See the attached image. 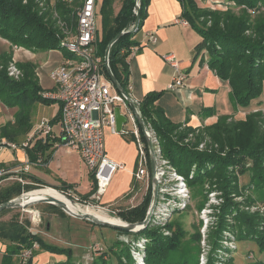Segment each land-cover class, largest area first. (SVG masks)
Here are the masks:
<instances>
[{
  "label": "trees",
  "instance_id": "trees-1",
  "mask_svg": "<svg viewBox=\"0 0 264 264\" xmlns=\"http://www.w3.org/2000/svg\"><path fill=\"white\" fill-rule=\"evenodd\" d=\"M81 1L56 0L52 9L60 19L74 29L77 19L76 7L81 4ZM139 1L141 5L140 30L148 15L147 7L150 0ZM179 1L182 5L181 17L186 19L202 37L194 48L195 58L201 53L207 54V58L203 56L201 62H207L221 80L228 82L229 99L234 108L256 107L259 109L261 106L259 102L254 106H251V103L255 102L254 100L264 91V0H226L229 2L228 6L241 8L238 14L231 9L227 11L202 9L196 0ZM112 2L113 0H102L99 8L98 0V14L99 11L102 13L103 39H98L97 51L98 54L104 56L110 40L120 31H126L112 45L109 60L114 75L123 88L130 93L128 57L131 46L138 43L134 38L136 33L130 31L136 20L134 9L136 1L123 0L120 10L113 18V26L107 28L105 9L111 6ZM40 3L41 0H27L26 2L24 0H0V36L14 45L34 52L58 49L64 55H68L63 44L65 34L57 26L53 14H50L46 6L40 7ZM249 9L259 13L257 17L253 18ZM11 59L10 52L0 53V101L8 107L17 109L14 119L0 127V141L5 138L8 141L20 142L31 133L35 104L55 101L42 95L45 89L38 79L36 63L30 60L19 61L17 64L22 69L23 76L15 79L8 74L6 68ZM105 72L109 77L107 70ZM162 94L163 91L147 93L139 101L141 114L146 123L154 129L163 155L170 160L177 172L189 176L191 167L196 164L197 170L189 179L193 188L202 191L205 182L211 180L223 190L225 204L222 207L223 213L219 227L215 231L216 245L226 215L231 208L236 206L231 193L239 189L240 175L250 174L251 182L248 187L253 186L254 190L259 193V198L264 200V122L261 123L264 114L260 110L252 111L248 113L245 120L239 121H229L230 114H225L220 115L214 124L204 126L203 131L220 144V151L224 152L226 149V153L222 155L218 150L210 151L197 147V143L205 133H196L197 143L185 142L189 133L197 130L186 122L173 121L167 116L163 107L156 105V101ZM203 113H214V109L207 108ZM59 117L60 112L51 118V122H58ZM139 129L145 142L147 160L151 170V155L147 139L140 126ZM49 147L48 139L36 137L26 150L27 158L30 161L41 160L47 163L52 155V151L46 153ZM61 187L72 188L73 184L63 183ZM95 188L96 182L94 181L92 191ZM152 189L153 184L150 181L143 201L126 211H120L119 216L128 222L144 220L151 202ZM21 193V184L15 182L0 190V203ZM238 211L236 217L239 240L255 241L259 250L256 256L261 255V258L246 264H264L263 216L245 210L239 209ZM149 223L143 229L134 232L138 236L145 234L150 238L146 246V264H199L200 249L196 244L199 235H194L193 240L185 241L183 238L186 232L179 223L175 222L172 225L175 227L171 235H164L157 228L151 227ZM114 229L132 233V231ZM0 241L6 245L2 264H21L22 252L26 248H32L34 241L39 243L38 249L42 251L66 256L65 260L54 261L50 264H77L72 248L47 242L18 220L0 221ZM38 249L33 250L32 256L24 264H35L34 258L38 254ZM228 262V264H235L233 258H230ZM90 264H136V260L132 256L130 244L123 240H116L109 246L108 251L94 257ZM207 264H216L212 254Z\"/></svg>",
  "mask_w": 264,
  "mask_h": 264
},
{
  "label": "rangeland",
  "instance_id": "rangeland-1",
  "mask_svg": "<svg viewBox=\"0 0 264 264\" xmlns=\"http://www.w3.org/2000/svg\"><path fill=\"white\" fill-rule=\"evenodd\" d=\"M24 1L26 2L27 0ZM55 1L56 0H41L40 7L46 6V9L49 10L50 14H53L57 26L62 30L66 37L69 36L70 32L74 35L76 33V23L74 29H72L71 25H67L63 19H60L59 16L53 12L52 7L54 6ZM101 2L102 0H99V8ZM122 2L123 0H113L111 6L105 9L107 28L113 26V18L115 17L119 5H121ZM228 3L229 2L226 0H204L200 7L202 9H220L222 11L231 9L237 14L240 13V7L228 6ZM77 8L78 7H76V9ZM249 11L253 18L257 17L259 14L252 9H249ZM98 26L99 39L102 40L103 27L102 13L100 11L98 14ZM138 31L139 32L137 33H140L141 35L145 34V30L143 28ZM3 51H8L12 54V59L6 67L8 74L11 77L20 79L23 76V71L17 63L19 61L30 60L36 63V65L38 64L36 72L43 89H47V87L51 84L53 85L50 74L51 70L53 69L51 64L60 58V53L63 54L61 50L56 49L55 51L58 52H42L40 55H35L33 53L40 51L34 52L28 48L14 45L6 38L0 36V53ZM12 66H15L19 71L16 75L10 74ZM168 89L172 90L169 87ZM258 100H262V104L264 105V91L262 95L256 98L254 101ZM256 103L257 102L252 101L251 106H254ZM263 105H261L259 109L256 107H254L256 109L253 107H249L250 109H240L239 107L234 108L235 110L230 114L228 120H245L249 112H257L258 110L264 114ZM122 107V112L126 114L127 109L125 106ZM16 109V107H8L2 101H0V127L7 121L14 119V113ZM58 112L59 103L57 101L52 103H36L33 107V126L31 132L39 125L43 118H53ZM225 114L227 113H223L221 115ZM218 118L215 121H205L206 123L204 122L202 125L193 126L197 131L190 132L185 142L197 143L195 139L196 133H205L202 128L204 126H210L214 124ZM263 122L264 118L261 123ZM56 126L59 125L56 124ZM127 126L134 128L133 121L130 120L127 123ZM199 128L201 130H198ZM203 135L204 136L197 143V147L199 149H207L210 151L221 150L220 144L214 141L210 135L206 133ZM2 140L6 141L5 138H2L1 141ZM5 148L8 149L7 147ZM68 150L70 152H67ZM225 151L226 149H224V152L220 151V154L224 155L226 153ZM0 154H9V151L6 150L2 152L0 150ZM161 154H163L162 151ZM165 159H167V162L162 164L164 169L160 173V177H157L159 192L156 203L157 207L154 209L151 216L152 220L150 219L149 223L151 227L157 228L164 235H171L172 229L175 227H172V225L176 222L179 223L186 232L183 238L185 241L189 239L193 240L192 237L194 235H199V240L196 242L198 248L200 249L198 256L199 264H207L211 254L215 259L216 264H228L230 258L234 259L235 264H246L247 262H252L257 258H261V255L256 256L259 250L255 241L239 240L238 238L239 227L236 216L238 215L237 213L239 212V209L263 216L262 221L264 222V200L259 198V193L254 190L253 186L248 187L251 182L250 174L246 173L240 175L238 181L239 189L233 190L231 193V198L234 202H236V206L231 208L229 213L226 215L224 223L225 227L223 226L221 229V232L219 233V239L215 245V231L219 227L221 214L223 213L222 207L225 204L223 190L219 188L217 183H214L211 180L205 182L202 191L196 190L189 183V179L192 178L194 171L196 172L197 170L196 164L191 167L189 176H186L177 172V169L172 165L167 157H165ZM145 167L149 172L148 179H136L132 195L135 193V190H138L139 187L143 186L145 188L144 193L140 191L139 194L133 197V199H130V193L124 197L125 200L129 199V201H126V203H121L120 205L112 203L104 204L103 199H101L99 202L92 199V194H80L75 192L73 188H64L61 187V185L54 186L56 185L55 183L61 181V176L65 172L66 174L68 173L67 177H75L78 179L82 190L87 189L93 180L86 163L82 162L79 153L70 150L65 146L59 148V153L56 155L54 161L50 164V167L41 169L38 168L35 170L36 172H39L40 177L45 179V183L36 184L32 182L23 185L18 181L11 180L10 182H6V184H4L1 188H6L7 186L16 182L21 184L22 193L20 195H22L33 190L53 187V189L55 188L54 190H59L58 192L66 195V197L68 196L70 199H73L76 203H80L84 207L93 206L92 208L94 209L104 211L108 215L116 216L123 220V218L119 216V212L126 211L129 208L141 203L148 192L149 183L150 181L152 182V176L148 163ZM24 176L28 178L29 173L24 174ZM20 195H16L13 198ZM201 202L202 204L200 205ZM10 220L21 221L29 228V230L38 233L49 243L72 248L74 251V260L77 262V264H90L94 257L98 256L102 252L108 251L109 246L116 240H123L130 244L132 256L136 260V264H146V246L150 241V238H148L145 234L138 236L133 231L132 233L121 232L114 229L113 227L96 224L90 220L75 217L64 211L58 205L52 204L50 202H40L28 206L12 207L0 212V221ZM49 253L50 252L38 249V254L36 255L37 262L34 258L35 264H50L54 261L66 259L65 255L53 253L52 255H46L49 260L45 263L44 256L42 254ZM3 257L4 255L1 257L2 259L0 264L3 262ZM203 258L204 260H202ZM203 261H205V263Z\"/></svg>",
  "mask_w": 264,
  "mask_h": 264
},
{
  "label": "built area",
  "instance_id": "built-area-1",
  "mask_svg": "<svg viewBox=\"0 0 264 264\" xmlns=\"http://www.w3.org/2000/svg\"><path fill=\"white\" fill-rule=\"evenodd\" d=\"M77 7L76 33L73 35L70 32L63 42L69 54L64 55L62 61L53 67L50 73L53 86L42 92L44 97L59 103V120L52 123L51 118H43L22 141L0 142V148L7 147L13 151H21L26 156L18 166L0 167V189L7 180H15L23 185L31 183L24 174L40 162L30 161L26 150L36 137H43L52 142L54 150L65 146L80 154L96 182L91 198L99 202L108 191L116 172L123 167V164L112 158L106 149V130L118 133L115 113L117 106L121 108V112L122 106H125L129 121L132 120L134 123L132 132L139 149V167L135 176L137 179H148L149 172L145 167L148 163L145 142L140 134L137 117L129 106L126 96L118 91L111 79L106 76L105 55L102 56L97 51L98 0H82ZM178 21L188 23L186 19ZM157 41L155 32L145 31L140 43L131 46L130 54L139 51L140 45L144 42L146 44ZM163 57L175 70L174 80L169 88L178 89L182 86L186 75L174 54L166 53ZM18 72L15 66L11 67V75H16ZM136 108L142 115L138 102ZM56 124L59 125L58 131L55 130ZM146 124V134L153 139L158 160L157 177H160L164 169L162 164L167 162V159L161 154L162 149L154 129L150 124ZM38 248L39 243L34 241L32 248L24 249L21 254V264H24L32 256L33 250Z\"/></svg>",
  "mask_w": 264,
  "mask_h": 264
},
{
  "label": "crops",
  "instance_id": "crops-1",
  "mask_svg": "<svg viewBox=\"0 0 264 264\" xmlns=\"http://www.w3.org/2000/svg\"><path fill=\"white\" fill-rule=\"evenodd\" d=\"M196 1L198 5L201 6L204 0ZM121 6L122 4L119 5L116 14ZM147 12L148 15L142 28L145 31L155 32L158 41L156 43H142L139 51L130 54L128 57L130 67L129 86H131L130 95L132 98L139 103L147 93L152 91H163V95L156 101V105L162 106L167 116L173 121L186 122L191 126L202 125L205 121H215L218 116L223 113L231 114L235 109L229 100V84L227 81L221 80L209 67L207 62H201L203 56L207 58L206 53H202V55L200 54L195 58L194 48L202 37L189 22L184 24L178 21L184 19L181 17L182 5L180 1L150 0ZM143 36L144 35L140 33H136L135 39L138 43L143 39ZM42 52L58 51L48 50L32 53L40 55ZM166 53H172L176 56L181 70L186 75L182 86L178 89H168L169 85L174 80L175 70L173 66L164 59L163 55ZM63 56L64 54L60 53V58L56 62L50 63L51 67L59 64ZM52 86L51 84L47 89ZM255 102H259L263 105L262 100ZM207 108H213L214 113H203ZM239 108L250 109L249 107ZM132 129L131 126L124 124L121 132L113 133L109 129L106 130L107 152L112 158L122 163L123 167L116 172L108 191L104 195V204L112 203L120 205L121 203L129 201V199L125 200L124 198L128 194L131 193L130 199H133L140 191L144 193L145 188L143 186L139 187V191L135 190V193L132 195L134 183H136L137 179L135 172L139 167V149ZM55 130L58 131L59 126L55 125ZM8 149L0 148L2 152L6 150L9 151V154H0V167L18 166L25 160L26 156L21 151ZM50 151H52V155L47 163L39 160L40 163L30 168L28 179L31 183H45V179L40 177L39 172L35 170L38 168L50 167V164L59 153V148L54 150L51 141L50 147L46 153ZM67 152L70 151L68 150ZM80 158L82 162L85 163L81 156ZM89 173L92 176L90 170ZM67 176L68 173L66 174L65 172L61 176V181L55 183L56 185L54 186L62 185L63 183H71L73 184L72 188L75 192L80 194H92L95 181L94 177H92L93 180L91 181V185L87 189L82 190L78 179L75 177L69 178ZM10 181L11 180L4 181L2 186ZM5 248L6 245L0 241V263ZM50 254L52 255L53 253L42 254L45 263L49 260L46 255L48 256ZM36 258L37 256L35 260Z\"/></svg>",
  "mask_w": 264,
  "mask_h": 264
},
{
  "label": "water",
  "instance_id": "water-1",
  "mask_svg": "<svg viewBox=\"0 0 264 264\" xmlns=\"http://www.w3.org/2000/svg\"><path fill=\"white\" fill-rule=\"evenodd\" d=\"M136 1V20L135 23L133 24V27L130 29V31H133L135 33H137V31L139 30V22H140V18H141V5H140V1L139 0H135ZM126 33L125 30L120 31L119 33H117L108 43L106 51H105V61H106V70L108 73L109 78L111 79V81L113 82V84L115 85V87L117 88L118 91H120L122 94H124L127 98L128 104L131 107V109L134 111L136 117H137V121L139 126L142 128L146 139H147V144L149 147V151H150V155H151V176H152V182H153V195H152V201L149 207V210L147 212L146 217L144 218V220L139 221V222H128V221H124L123 223H117V222H111L108 220H103L101 218H99L97 215L92 214L90 212H78V213H73L70 212L68 210V207L65 205V203L61 200L58 199H54L53 197H51L50 199H40V200H35V201H30V202H26L23 203L22 198L23 195L17 196L15 198H12L6 202L0 203V211L7 209V208H12V207H21V206H28V205H32L35 203H40V202H50L52 204H56L59 207H61L64 211H66L67 213L81 218V219H86V220H90L96 224H101V225H106L109 227H113V228H117V229H122V230H126V231H133V232H137L141 229H143L149 222L152 216V213L154 211V209L156 208V203H157V198H158V192H159V185H158V180H157V164H158V160H157V155H156V151H155V147H154V143H153V139L151 136H148L146 134V130H147V124L146 121L144 120L143 116L140 115L137 112V108H136V101L132 98V96L123 88V86L121 85V83L118 81V79L116 78V76L114 75L111 67H110V60H109V56H110V50L112 45L124 34ZM115 113H116V123H117V130L118 132H121L123 129L124 124H127L129 122V118L128 115L121 112V108L119 106H117L115 108ZM72 201H74L73 199H71Z\"/></svg>",
  "mask_w": 264,
  "mask_h": 264
},
{
  "label": "bare ground",
  "instance_id": "bare-ground-1",
  "mask_svg": "<svg viewBox=\"0 0 264 264\" xmlns=\"http://www.w3.org/2000/svg\"><path fill=\"white\" fill-rule=\"evenodd\" d=\"M53 197L54 199L61 200L65 203V205L68 207V210L73 213L78 212H90L92 214L97 215L99 218L103 220H108L111 222H117V223H123L124 221L116 216H111L105 213L104 211L94 209L90 206H82L80 203H76L75 201H72L69 197H66L62 193L58 192L57 190H54L53 188H42L30 191L29 193H24L22 201L23 203L40 200V199H50Z\"/></svg>",
  "mask_w": 264,
  "mask_h": 264
}]
</instances>
